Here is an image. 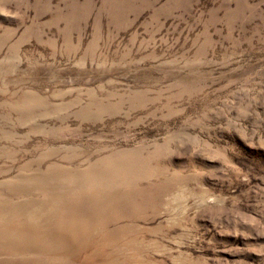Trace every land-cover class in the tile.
I'll list each match as a JSON object with an SVG mask.
<instances>
[{
  "label": "rangeland",
  "instance_id": "obj_1",
  "mask_svg": "<svg viewBox=\"0 0 264 264\" xmlns=\"http://www.w3.org/2000/svg\"><path fill=\"white\" fill-rule=\"evenodd\" d=\"M0 264H264V0H0Z\"/></svg>",
  "mask_w": 264,
  "mask_h": 264
}]
</instances>
